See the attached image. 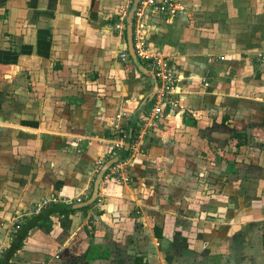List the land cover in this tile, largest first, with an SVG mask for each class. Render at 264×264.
I'll return each mask as SVG.
<instances>
[{"label":"crops","instance_id":"1","mask_svg":"<svg viewBox=\"0 0 264 264\" xmlns=\"http://www.w3.org/2000/svg\"><path fill=\"white\" fill-rule=\"evenodd\" d=\"M179 1L146 20L180 92L145 126L153 78L114 28L128 0H0V253L25 217L90 197L117 115L142 131L128 181L29 231L11 264H264V0Z\"/></svg>","mask_w":264,"mask_h":264},{"label":"built area","instance_id":"2","mask_svg":"<svg viewBox=\"0 0 264 264\" xmlns=\"http://www.w3.org/2000/svg\"><path fill=\"white\" fill-rule=\"evenodd\" d=\"M133 0H128L131 5ZM184 8L179 0H141L134 13V26H133V45L137 55V58L141 61L150 62L154 76L157 82V91L155 97L151 101L150 110L147 112V117L144 125H150L162 119L168 114L170 109L176 104V96L180 92L178 86L177 69L174 65H171L166 58L159 54H152L148 48V44L144 38L146 20L150 15H163L174 16ZM127 17V10H121L118 22L114 28L117 31H125V20ZM124 35V34H123ZM122 60H127V54L120 55ZM264 60V57H262ZM119 115L115 117L113 122V131L101 141L109 144V150L106 155H102L96 162V173H98L102 166L110 159L117 156L122 152L124 146L129 143L130 153L127 158H123L119 162L113 164L103 175L102 182L115 179L118 182L128 181L127 166L129 161L140 152V139L142 131L138 130L131 142V135L125 132L122 126L119 124ZM83 139L77 137L76 141ZM99 197V196H98ZM80 202V200H78ZM99 201L98 198L96 202Z\"/></svg>","mask_w":264,"mask_h":264},{"label":"trees","instance_id":"3","mask_svg":"<svg viewBox=\"0 0 264 264\" xmlns=\"http://www.w3.org/2000/svg\"><path fill=\"white\" fill-rule=\"evenodd\" d=\"M264 126V119H263ZM122 128L130 133L131 139L128 142H131L135 133V122L130 121L128 125L125 127V124L122 123ZM113 131V128L110 129L109 133L105 136L108 137ZM239 144H236L238 147ZM129 152L126 153L125 158L129 156ZM127 177L129 179V174L127 173ZM109 181H116L115 179H111ZM87 208L81 209L82 211H87ZM75 209L72 208V204H64V203H53L49 207L43 208L37 215H33L30 217H25L22 222L16 224V230L11 234V240L5 247V249L0 253V264H11V260L14 258L20 257V252L24 250L26 247L25 241L28 237L29 231L34 228L43 229L45 232H49L51 229L52 221L51 217L53 216H69L75 213ZM154 233L157 238L161 237V229L154 228ZM263 255H264V244H263ZM84 261H88L93 258L92 254L85 253ZM135 264H142L141 259H136Z\"/></svg>","mask_w":264,"mask_h":264},{"label":"water","instance_id":"4","mask_svg":"<svg viewBox=\"0 0 264 264\" xmlns=\"http://www.w3.org/2000/svg\"><path fill=\"white\" fill-rule=\"evenodd\" d=\"M141 0H133L130 6V10L127 14L126 20H125V36H126V43H127V47H128V52H129V56L130 59L132 61V63L138 68V70L146 75L150 74L153 78V89L151 91V93L149 94V96L147 97V99L144 101V103H146V101L148 100V102H150L156 94L157 91V82L154 76V72L153 71H148L146 70L143 65L140 63L139 59L137 58L135 49H134V45H133V26H134V13L135 10L137 8V6L139 5ZM143 103V104H144ZM129 150V143H127L122 152L119 153L117 156H115L114 158L108 160L101 168V170L98 172L97 176L95 177V180L93 182V187H92V191H91V195L89 198H87V200L81 202V203H77L73 205L74 209H80V208H85V207H89L91 206L93 203L96 202L99 194V186L102 183L103 180V175L104 173L115 163L119 162L120 160H122L123 158H125L126 153Z\"/></svg>","mask_w":264,"mask_h":264},{"label":"rangeland","instance_id":"5","mask_svg":"<svg viewBox=\"0 0 264 264\" xmlns=\"http://www.w3.org/2000/svg\"><path fill=\"white\" fill-rule=\"evenodd\" d=\"M261 196L260 195H258V196H256V198H260ZM259 200V199H258ZM253 210H255V209H253ZM260 228V225H257V224H255V225H253V228ZM257 236H259V238L261 239V244H262V246H263V244H264V222H262V226H261V229H259L258 230V235ZM261 236V237H260ZM258 243V242H257ZM250 245V248L252 249V250H254V245L253 244H249ZM264 256V255H263ZM131 260V259H130ZM129 259L128 260H126V262H124V264H129V261H130ZM128 262V263H127Z\"/></svg>","mask_w":264,"mask_h":264}]
</instances>
